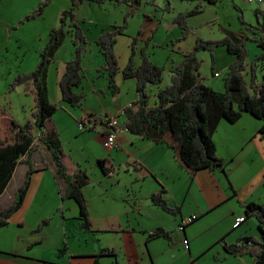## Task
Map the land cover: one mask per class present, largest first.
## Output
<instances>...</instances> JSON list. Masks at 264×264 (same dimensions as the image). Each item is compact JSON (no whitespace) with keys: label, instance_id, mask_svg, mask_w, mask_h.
Masks as SVG:
<instances>
[{"label":"crops","instance_id":"crops-1","mask_svg":"<svg viewBox=\"0 0 264 264\" xmlns=\"http://www.w3.org/2000/svg\"><path fill=\"white\" fill-rule=\"evenodd\" d=\"M1 5L2 0L0 12ZM123 11L125 16V9ZM132 18L126 36L119 37L117 41L120 69L123 70L129 61L133 37L142 32L144 43L153 39V45L150 43L147 48V55L165 69L163 84L151 89V105H154L158 90L171 83V68L178 65L192 47L195 48L197 37L194 41L190 40L186 48L176 47L181 38L178 35L169 40L168 34L162 42H157L155 40L161 29H172L177 25L168 26L159 18L157 20L154 10L147 6H141ZM112 24L117 23L103 25L93 41L87 38L89 48L83 62L85 80L80 90L85 95L82 108L73 109L61 103L59 82L65 73V64L74 57L71 36L57 52L47 78L51 102L62 106L53 117L52 125L61 139L68 170L71 174L86 172L90 179L83 190L89 230L82 228L78 204L74 200L61 201L55 166L48 152L43 147L34 148L29 157L22 158V163L0 196V211L14 203L29 169L26 165L29 160L35 174L24 206L7 226L0 229V264H252L249 257L226 254L219 242L224 239L227 243H235L244 237L257 238L259 230L255 218L246 220L238 228L234 224L237 219L245 217L248 204L264 205V136L260 133L263 123L250 114H243L235 123L222 122L214 142L217 155L224 163L223 169L189 173L169 144L133 135L123 127L124 109L138 96L136 80H124L121 74L117 77L120 92L112 95L106 75L101 72L104 61L96 41L100 32ZM58 26L32 21L24 26L18 24V30L12 32V28H5L33 54L24 70H16L14 78L34 71L50 31ZM28 27L32 30L30 41L20 37L21 30ZM138 46L143 47V44ZM227 54L219 55L227 69L223 70L228 73L233 58ZM219 55L215 50L211 58L203 52L201 59L203 62L213 61L212 68L207 70L212 81L206 78L207 85L223 93L224 83L221 85L216 81L222 74L214 64ZM135 61L140 63L139 55ZM258 77L261 83L264 82ZM14 78L6 84L7 91L0 106L6 104L14 118L24 123L31 119L34 98L26 95L24 87L9 92L8 84ZM85 113L99 119L98 124H94V130L79 129L78 123ZM112 117H118L121 127L117 132V146L106 150L104 137L110 129H107L104 120ZM101 160L111 168L109 173L100 168ZM19 172L20 181L14 186ZM163 191L168 205L178 209L176 215L164 212L151 202L153 195ZM191 217L197 219L181 231L182 221ZM44 221H48L47 226L35 233ZM158 229L171 233L172 242L163 238L149 240V234ZM184 241H188V248Z\"/></svg>","mask_w":264,"mask_h":264},{"label":"trees","instance_id":"trees-1","mask_svg":"<svg viewBox=\"0 0 264 264\" xmlns=\"http://www.w3.org/2000/svg\"><path fill=\"white\" fill-rule=\"evenodd\" d=\"M142 1L73 0L70 9L61 13L59 26L50 31L48 42L40 53V61L34 71L18 75L10 83L9 92H15L17 88L24 87L26 95L33 96L35 105L31 119L24 123L14 118L6 106H0V196L22 163V158L29 157L34 148L43 147L54 163L61 201L74 200L78 204L83 220L82 228L89 230V216L83 190L90 179L86 172L71 174L68 170L67 157L61 139L52 125L53 117L62 109V106L51 102L47 86L49 68L55 62L56 54L67 36L70 35L74 57L65 64V73L59 82L61 103L73 109L82 108L85 95L80 90L85 80L83 62L89 42L76 13L84 3H92L100 7L107 3L128 7L123 23L104 28L96 41L104 61L101 72L106 75L112 95L120 92L117 83L119 74L124 80H136L138 99L123 112V127L128 132L157 143L169 144L176 151L183 168L192 174L223 169L224 163L217 155L214 142V136L222 122L235 123L243 114H250L263 123L260 133L264 136V82L261 83L258 77L259 67L264 66V22H259V27L256 28L247 25L248 30H254L252 38L242 33L232 32H227L225 39L216 42L197 38L195 48L185 53L183 60L171 68V83L158 90L157 100L154 105H151V89L159 88L163 84L165 73L164 67L156 65L147 56L151 39L140 48L138 45L142 42L140 39L142 32L131 39V55L123 70L120 69L116 53L118 38L126 36L129 28L128 19L138 13ZM204 1L217 4L220 0ZM50 3L51 0L41 2L38 8L27 14L19 24L42 18ZM197 9L198 7L192 11L180 13L175 21L182 31V40L192 33L187 19L199 15L201 12ZM257 14L260 15L261 12L257 11ZM242 23H244L243 20ZM250 41L258 45L261 53L248 65ZM219 47H225L228 55L233 58L224 80L223 93H218L207 85L206 79L200 73L201 61L198 58L200 51L211 52ZM137 55L141 59L139 64L135 61ZM98 122L99 119L95 115L85 113L78 123L79 129L83 125L85 128L94 130V124ZM26 165L29 169L24 183L17 191L14 203L0 211V229L7 226L25 204L35 174L29 160ZM99 166L106 174L111 171L106 161H99ZM164 194L165 191L153 195L151 202L164 212L176 215L179 212L178 209L168 205ZM250 218L257 220L261 239L244 237L235 243H227L223 239L219 244L230 256L249 257L252 264H264V205L248 204L245 207L244 223ZM47 222L41 223L35 233L41 232L47 226ZM187 226H184L182 231ZM148 238L149 240L163 238L169 242L173 240L171 233L164 229L155 230L149 234ZM110 257L115 256L110 255Z\"/></svg>","mask_w":264,"mask_h":264},{"label":"rangeland","instance_id":"rangeland-1","mask_svg":"<svg viewBox=\"0 0 264 264\" xmlns=\"http://www.w3.org/2000/svg\"><path fill=\"white\" fill-rule=\"evenodd\" d=\"M44 1L45 0H2L0 12V102L4 100L3 98L5 97V92L7 91L6 84L14 78L16 70H24L26 68L28 60L33 55L30 52L29 48H23L19 44L18 37L13 36L9 31H5V28H12L13 30H11V32L18 30V22L21 20V18L37 9L39 4ZM72 2L73 0H51V3L46 8L43 17L37 19V22H35V20L34 23L46 24L47 26H51L54 24L58 25L60 23V14L63 11L70 9V7L72 6ZM111 5L112 4L107 3L103 7H100L96 4L84 3L77 10V19L79 20V22H81V25L84 28L89 41H93L94 38H96L97 33L103 25L109 23H122L124 17L123 10L125 9L126 14L128 7L126 5ZM146 6L149 9L152 8V10H154L155 14L157 15V20L159 18L165 25L168 26H172L173 24H175V21L180 13L189 12L198 7L197 10L201 13L187 19V24L192 29V33L187 36L188 39L186 38L182 40V31H180V28V30L178 29L177 24V26L172 27V29H167L166 27H164L167 30H164L163 28L161 29V34L159 36L157 34V40H155L157 42H162V38L164 36H168V34L170 35L169 40H172L175 35H178L181 38L176 47L180 46L181 48H186L188 42L190 40L194 41L195 37L201 38L205 41H208L207 38H211L212 40H210L215 42L221 41L227 37V32L237 34L242 33L244 36L252 38L254 35V30H248L247 25L256 28L259 27V22H264V2L259 3L257 0H254L253 3H248L246 2V0H220L217 4H209L204 0H143L142 7ZM169 7L171 9H169ZM257 11H260L261 14L258 15ZM241 18L244 23H242ZM131 19L133 18L128 19L129 24ZM155 23L157 24L156 21ZM15 25L16 27L13 28V26ZM21 26H24V24H22ZM174 29H177L176 32L171 34L170 32H173ZM128 30L129 28L126 31V34ZM194 34H198V36H191ZM20 37L26 39L27 41H30L32 39L31 27L21 30ZM67 37H70V35ZM151 41L153 42V39H151ZM141 43L144 46L145 43L143 41ZM192 50L193 47L191 51ZM215 50L218 55L222 54L225 56V54L227 53L225 47H219L211 52L208 50H202L198 54V58L201 61L200 73L205 79L208 78L209 81H212V76L207 70L209 68H212L213 61L203 62V60L201 59V54L205 52V54L209 55L212 58L213 52ZM220 51H222V53ZM248 51L249 55L247 61L251 63L256 55L260 53V48L254 41H250L248 43ZM218 58H221L220 55L218 56ZM219 59H217L214 64L222 74V77L216 79V81L221 85H223L224 83L225 87L224 80L227 76V72L225 70L227 69L225 68L223 59ZM262 67H259L258 75L261 79H264V66ZM223 68L225 70H223ZM247 78H249L248 75ZM8 85H10V83ZM3 106H6V104H4ZM19 177L20 172L17 174L14 180V186H16L20 181ZM122 177H125V174ZM257 238L261 239V235L259 232Z\"/></svg>","mask_w":264,"mask_h":264},{"label":"built area","instance_id":"built-area-1","mask_svg":"<svg viewBox=\"0 0 264 264\" xmlns=\"http://www.w3.org/2000/svg\"><path fill=\"white\" fill-rule=\"evenodd\" d=\"M259 3H263L264 0H257ZM248 3H253L254 0H246ZM104 124L107 128H109L111 131L106 133L104 137V148L106 150H112L117 146V132L120 131L121 125L119 124V121L116 117L107 118L104 121ZM90 127V126H89ZM81 130L87 129L83 125L80 126ZM197 217H191L189 219L183 220L182 224L180 226L181 231L184 229V226H187L191 223H193ZM245 221L244 217L239 218L236 220L234 227L238 228L241 224H243ZM184 244L186 248H188V241H184Z\"/></svg>","mask_w":264,"mask_h":264}]
</instances>
